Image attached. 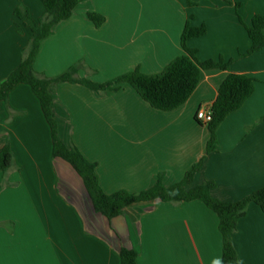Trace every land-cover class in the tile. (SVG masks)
<instances>
[{"label": "crops", "instance_id": "obj_1", "mask_svg": "<svg viewBox=\"0 0 264 264\" xmlns=\"http://www.w3.org/2000/svg\"><path fill=\"white\" fill-rule=\"evenodd\" d=\"M20 5L35 21L46 16L41 0H0V83L21 65L33 37L15 14ZM89 12L106 22L98 28ZM263 13L264 0L83 1L42 41L34 62L39 73L57 77L79 65L75 77L98 84L136 69L162 73L184 54L189 21L207 29L188 42L199 62L223 60L229 70L202 71L189 100L171 112L154 109L128 84L118 92L54 85L58 140L97 164L108 195L149 190L159 175L165 189L183 195L213 182L211 196L221 202H240L263 189L264 48L242 57L251 47L246 27ZM230 73L258 83L218 127L217 148L208 152L211 133L197 114L212 107ZM4 148L11 149L14 164L0 174V264H121L123 247L138 252V264H223L220 219L200 200L136 204L111 221L97 214L79 175L54 158L52 127L28 84L0 101ZM202 160L187 185V174ZM233 244L243 264H264V214L257 205L251 203L238 221Z\"/></svg>", "mask_w": 264, "mask_h": 264}, {"label": "trees", "instance_id": "obj_2", "mask_svg": "<svg viewBox=\"0 0 264 264\" xmlns=\"http://www.w3.org/2000/svg\"><path fill=\"white\" fill-rule=\"evenodd\" d=\"M85 0H41L46 9L45 18L35 21L30 11L24 5L16 10L20 24L29 27L33 33L28 48L23 52L21 65L2 83H0V101H6L11 90L19 84H28L41 100L45 116L52 127L54 139V158H60L68 163L81 178L94 211L109 221L125 215L127 208L141 203L173 202L200 200L213 210L220 219V230L223 235V264H243L235 251L233 234L238 221L247 213L248 206L257 205L264 214V188L240 202H221L211 196L217 188L213 182H205L202 186L183 195L180 189L167 190L163 187V176L159 175L155 186L139 193L120 191L111 195L105 194L100 187L96 175V163L88 161L80 150L72 143L65 146L57 138L54 120V101L52 86L61 83L80 84L93 91L118 92L121 86H132L139 95L154 109L163 112L174 111L183 106L195 92L202 71H228L229 63L223 60L199 62L197 50L188 47L192 39L201 38L207 34L205 26L194 27L189 21L182 35L184 54L174 60L162 73L145 75L140 69L117 77L107 83L98 84L88 79H78V66L57 77H47L36 71L35 58L43 40L50 37L55 28L68 20L76 8ZM87 19L100 28L105 22V16L89 12ZM16 24V30L22 34V25ZM251 47L242 57L251 56L264 48V13L253 18L246 27ZM258 80L254 77L230 73L219 88L218 97L212 104V121L208 124L211 133L208 152L217 148L216 131L221 123L231 114L242 108L253 95ZM14 156L10 148L0 149V174L6 175L13 168ZM203 160L199 162L186 176V184L193 181L200 170ZM121 264H138L139 254L136 250L123 247L120 250Z\"/></svg>", "mask_w": 264, "mask_h": 264}, {"label": "built area", "instance_id": "obj_3", "mask_svg": "<svg viewBox=\"0 0 264 264\" xmlns=\"http://www.w3.org/2000/svg\"><path fill=\"white\" fill-rule=\"evenodd\" d=\"M212 118L211 108L203 107L197 114V120L207 125L212 121Z\"/></svg>", "mask_w": 264, "mask_h": 264}, {"label": "rangeland", "instance_id": "obj_4", "mask_svg": "<svg viewBox=\"0 0 264 264\" xmlns=\"http://www.w3.org/2000/svg\"><path fill=\"white\" fill-rule=\"evenodd\" d=\"M71 168H72V167H71ZM62 169H63V168H60V169H59V170H60V173H61ZM72 169H73V168H72ZM74 172H76V171L73 169V173H74ZM76 173H77V172H76ZM64 183H65V182H63V184H64Z\"/></svg>", "mask_w": 264, "mask_h": 264}]
</instances>
